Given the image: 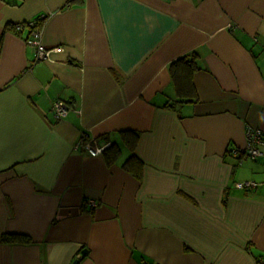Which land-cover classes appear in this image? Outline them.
Masks as SVG:
<instances>
[{"label":"crops","instance_id":"obj_1","mask_svg":"<svg viewBox=\"0 0 264 264\" xmlns=\"http://www.w3.org/2000/svg\"><path fill=\"white\" fill-rule=\"evenodd\" d=\"M39 15L36 61L10 25ZM0 36V264H264V156L233 153L264 138V0H0ZM191 54L180 97L168 66Z\"/></svg>","mask_w":264,"mask_h":264},{"label":"trees","instance_id":"obj_2","mask_svg":"<svg viewBox=\"0 0 264 264\" xmlns=\"http://www.w3.org/2000/svg\"><path fill=\"white\" fill-rule=\"evenodd\" d=\"M39 19L37 25H42L46 19ZM14 24L10 25L11 30H13ZM14 31V30H13ZM15 32V31H14ZM28 32V31H27ZM21 33V32H15ZM29 33V32H28ZM2 37L0 36V46H1ZM198 69L196 62V55L191 54L183 56L177 60H173L169 66L168 70L172 78L173 84L175 85L177 95L180 97H186L187 93L192 94L193 88L190 80L191 74ZM121 144L126 146L129 149V155L121 163V167L131 175H133L137 180H141L143 163L139 158L134 154V149L137 143L138 135L133 131H123L121 132ZM121 144L117 141L111 142L106 148L101 151L103 159L107 166L114 164L121 153ZM238 159V157H237ZM2 242H22L27 243L30 241V238L23 234L15 233H6L1 236Z\"/></svg>","mask_w":264,"mask_h":264},{"label":"built area","instance_id":"obj_3","mask_svg":"<svg viewBox=\"0 0 264 264\" xmlns=\"http://www.w3.org/2000/svg\"><path fill=\"white\" fill-rule=\"evenodd\" d=\"M45 15H39L33 19L26 22L15 23L13 30L15 32H22L27 30L28 37H26V42L35 49V60H44L48 57L49 50L46 49L41 43L42 35V25H37L39 19L44 18ZM47 17V16H46ZM70 111V107L63 101L55 100L51 105L52 116L59 120L67 115ZM78 112V110H76ZM245 146L243 148H236L233 153L238 157V161L241 162L242 159L246 158H257L264 156V151L261 147L264 146V138H262L261 130L257 128L248 127L245 130ZM109 144H103L98 146L95 140H88L82 144L85 151L91 156H96L101 153V151L106 148ZM234 186L239 189L253 188L255 186L254 182L251 181H239L235 182ZM91 206H95L93 200H88L87 202Z\"/></svg>","mask_w":264,"mask_h":264},{"label":"water","instance_id":"obj_4","mask_svg":"<svg viewBox=\"0 0 264 264\" xmlns=\"http://www.w3.org/2000/svg\"><path fill=\"white\" fill-rule=\"evenodd\" d=\"M82 253H85V250H83ZM71 264H77V260H73Z\"/></svg>","mask_w":264,"mask_h":264}]
</instances>
